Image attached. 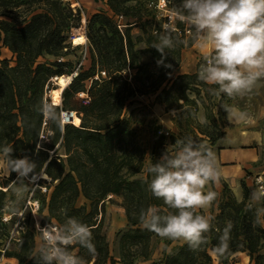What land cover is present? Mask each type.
<instances>
[{"label":"trees","instance_id":"1","mask_svg":"<svg viewBox=\"0 0 264 264\" xmlns=\"http://www.w3.org/2000/svg\"><path fill=\"white\" fill-rule=\"evenodd\" d=\"M40 1L45 2L43 11L32 12L18 22L10 14L21 3L0 0V144L12 145L13 156H29L38 163L36 174L25 184L31 181L36 186L31 199L40 202L37 220L30 210L27 228L12 240L13 249H5L4 254L18 264H37V225L60 224L75 216L90 227L95 245L94 252L70 246L85 264H214L215 256L229 258L237 253H246L251 263L264 264V227L253 223L255 214L249 207L252 202L245 182L242 200L226 182L224 192L211 182L217 195L206 213L213 220L205 242L198 248L182 239L163 237L161 255L153 259L152 238L159 235L143 227L138 219L141 207L170 209L147 187L148 165L159 160L168 142L159 132L151 105L137 96L155 95L167 109H181L178 131L169 136V144L191 137L212 149L225 134L229 97L215 94L212 89L217 85L198 79L202 62L197 63L194 72H179L183 49L198 39L192 26L180 19L171 23L167 17L159 19L146 2L125 5L129 0H108L113 14L101 11L87 17L90 67L80 65L73 75L63 69L68 64L63 58L70 47L69 33L81 20L80 11L75 13L64 0ZM179 2L175 0L170 5L177 14ZM129 14L135 20L121 23L119 16ZM166 22L177 42L163 55L153 44ZM134 28L139 32L132 33ZM5 48L11 52L10 58L3 56ZM46 55L54 59L40 60ZM132 68L137 69L135 78L132 73L125 74ZM62 74L72 78L60 95L51 94L54 101L48 106L58 114L56 122L40 108L47 105L44 94L51 79ZM81 93L88 98L75 105ZM135 103L140 105L131 108ZM200 106L207 110L204 122L196 119ZM66 110H73L74 122L62 121L61 112L65 114ZM59 149L63 152H57ZM11 175L17 177L15 172ZM12 186L0 184V223ZM110 195L122 199L127 219V228L119 236L117 256L111 253L102 232V218L98 217L99 206ZM82 196L87 202L79 206L77 201ZM229 224L226 243L221 248L220 237ZM174 241L178 244L169 249Z\"/></svg>","mask_w":264,"mask_h":264},{"label":"clouds","instance_id":"2","mask_svg":"<svg viewBox=\"0 0 264 264\" xmlns=\"http://www.w3.org/2000/svg\"><path fill=\"white\" fill-rule=\"evenodd\" d=\"M177 7L179 19L192 26L196 37H202L213 50L200 65L198 79L217 85L212 89L217 95L232 97L250 91L264 76V0H180ZM172 32L165 25L153 44L163 55L177 42ZM40 110L59 122L58 114L48 105H42ZM226 112L230 120L246 115L231 107ZM13 152L12 145L0 144V163L8 174H17L16 180L23 187L36 174L38 163L29 156H13ZM147 172L151 194L162 199L170 210L155 205L141 207L139 222L161 237L183 239L192 248L200 247L213 217L198 210L207 209L215 200L216 192L206 190V186L220 175L214 152L186 137L167 145L159 160L148 165ZM250 200L254 225L264 227V186L256 188ZM230 227L229 224L223 230L221 248ZM37 228L41 236L37 264H85L71 245L95 251L90 227L75 216L60 224H38Z\"/></svg>","mask_w":264,"mask_h":264},{"label":"rangeland","instance_id":"3","mask_svg":"<svg viewBox=\"0 0 264 264\" xmlns=\"http://www.w3.org/2000/svg\"><path fill=\"white\" fill-rule=\"evenodd\" d=\"M16 1L20 2L21 4L19 7H15L14 9H12V14L10 15L15 21L18 22L21 21L24 17H29L32 12L43 11L46 7L45 2L40 0ZM69 1L72 2L74 0ZM79 1L81 5V10H79L81 19L85 17L86 23L87 17H90L93 13L102 11L106 12L109 15L113 14V11L110 9L108 0ZM140 1L146 2L149 8H154L159 19L165 17L161 15V12L158 9L150 5L152 0H129L125 3V5H135ZM174 2L175 0H172L171 5H173ZM132 12V10H129L130 14ZM130 14L128 16H119L121 23L124 24L128 21L135 20V18ZM176 19H179V17L175 16L172 22H175L174 20ZM84 31L86 34V25L83 24L82 20H80L78 24L73 26L71 32L69 33L68 41L70 42V47L68 48V53L63 58L68 62V64H66L63 69L65 70V72L72 71L71 74L73 75L77 73L76 68L80 65H83L85 69H88L90 67L91 53L89 49L91 48V45L89 43V40H87L86 42V37L83 35ZM138 32V28L132 29V33L136 34ZM186 32L191 33L190 30H187ZM212 51L213 50L210 46L205 45L202 37L198 38L193 46L183 49L179 72H194L197 63H204L205 58L211 55ZM3 56L10 58L11 52L5 48L3 49ZM46 59L52 60L54 59V57L46 55L44 58H40V60L42 61ZM131 73L133 74V78H135L137 69L132 68L131 70L125 72V74L128 76H131ZM86 83L87 85L90 84L89 81H87ZM58 89L59 86L54 80L51 79L50 88L47 89L44 94V103H47V105L48 103L52 104L53 98L50 95H59ZM78 97L80 98L79 100H73L75 105L81 103V100H86L88 98V95L86 93H83L82 95L79 94ZM137 98L143 100L144 103L151 105L152 111L155 117L158 119V123L160 125L159 132L166 136V142H168L169 145V136L172 134V132L178 131L177 118L178 113L181 111V109H167L164 104L157 101L155 95L149 97L139 95L137 96ZM229 99L230 101L227 105L228 107H235L239 111L244 112L246 115L243 119L236 120L234 118L231 122L227 116V112L225 113L226 123L223 127L225 133H228L231 137H233L230 138L231 142L235 139V136H240L241 139L239 145L229 143L225 147H220L216 143V145L212 147L211 150L215 154L216 161L220 169V175L214 182V185L219 191L223 192L226 190L224 182L228 184V187L231 188L232 191L233 187L237 186V188H239L238 192L235 193L233 191V193L234 195H236V198L238 200H242L244 197L242 182L246 183L249 196H251V193L256 188H258L256 179L260 175H263L264 177V76L260 77L256 81L250 91L241 95L229 97ZM61 101L62 98L60 99V102ZM139 105V103H135L131 108ZM216 111L217 108L215 109V112ZM75 112L77 113V111ZM206 113L207 110H205L203 106H200L199 110L196 112V119L200 122H204ZM237 148L242 149V151L245 153L244 158L242 160L230 159V155L232 153H235V151H237ZM57 152L62 153L63 151L59 149ZM51 153L53 154L52 151ZM227 157L229 158V160H227ZM16 179L17 177H12L11 174H8L6 171H4V165L0 163V184L13 185L7 193V206L3 211L2 223H0V264H18V261L15 258L6 256L4 254L5 251L3 252V250L7 248L13 249L14 244L12 241L10 242V245L6 247L11 235L13 233H16L17 229H19L21 232L27 228L28 213L31 210L27 204V201L31 198L36 187L35 185H33V183H31V181L29 182V184L24 183L23 187H21ZM43 189L44 188L41 189L42 192L44 191ZM206 190L213 191V185L211 182L206 186ZM24 201L25 204L23 205ZM85 202H87V200L82 196L78 199L77 205H83ZM121 203L122 199L120 197L110 195L105 199L103 206H99L98 208L101 211V213L98 214V217L99 219L102 218V232L106 235V238L110 245L111 253L116 256L118 253L120 233L127 228L126 214ZM210 205L207 207V209L203 210L208 211L210 209ZM30 213L32 214V211H30ZM5 217L8 220H5ZM37 240L38 249L39 244L41 243L40 235L37 236ZM176 244H178V242L174 241L172 244H170L169 249H171ZM152 245L154 247L153 259H158L165 246L163 237H153ZM214 264L254 263L250 262V258L247 257L246 253H237L230 256L229 258H220L215 256Z\"/></svg>","mask_w":264,"mask_h":264},{"label":"built area","instance_id":"4","mask_svg":"<svg viewBox=\"0 0 264 264\" xmlns=\"http://www.w3.org/2000/svg\"><path fill=\"white\" fill-rule=\"evenodd\" d=\"M66 2H69L71 8L73 9V11L75 13L78 12L79 10H81V5H80V1L79 0H74L72 2L69 1V0H66ZM171 3H172V0H152L150 5L154 6L156 9H158L161 12V15H163V16H165V17H167L169 19L168 23L169 22L171 23L175 16L179 17V14H177V13H175V12H173L171 10V8H170ZM81 20H82L83 24L86 25V18L83 17ZM168 23L167 22L164 23V26L165 25L169 26ZM83 35L86 37V42H87L88 38H87V36L85 34V31H84ZM102 74H105V72L102 71ZM256 184L258 185V187L264 186V177H263V175H260L256 179ZM44 190H45V188H44ZM27 202H28L27 203L28 206L30 207V209L32 211V215H33L34 219L37 220L36 213L38 211L39 204H40L39 200L30 198ZM5 220H8V219L5 217ZM19 236H20V230L17 229L16 233H13L11 235L6 247H8L10 245V242L12 240L18 239ZM4 251H5V249L3 250V252Z\"/></svg>","mask_w":264,"mask_h":264},{"label":"crops","instance_id":"5","mask_svg":"<svg viewBox=\"0 0 264 264\" xmlns=\"http://www.w3.org/2000/svg\"><path fill=\"white\" fill-rule=\"evenodd\" d=\"M233 109H236L238 110L237 108L233 107ZM228 116V114H227ZM234 119V118H233ZM233 119H229L231 122L233 121ZM230 138H233L231 137L228 133H225L217 142V145L220 146V147H225L227 146L229 143L231 144H236V145H239L240 144V139L241 137L240 136H235L234 140L231 142L230 141ZM245 156V153L242 151V149H238L237 148V151H235V153H232L230 155V159H234V160H242ZM227 160H229V158L227 157ZM239 189V188H238ZM242 196V194H241Z\"/></svg>","mask_w":264,"mask_h":264},{"label":"bare ground","instance_id":"6","mask_svg":"<svg viewBox=\"0 0 264 264\" xmlns=\"http://www.w3.org/2000/svg\"><path fill=\"white\" fill-rule=\"evenodd\" d=\"M74 36V35H73ZM74 39V38H73ZM73 39H72V42H73ZM75 45V44H74ZM71 78H72V76L71 75H66V74H62V75H55L54 77H53V80L56 82V84L59 86V89H58V94L60 95L61 94V92L63 91V89L67 86V84L70 82V80H71ZM50 92H51V90H50ZM83 93H81V95H82ZM51 96V95H50ZM63 118H65L64 119V123H66V122H69V120H67L66 119V113L64 114L63 113ZM75 115L73 114V120H71L70 122L72 123V122H74L75 121ZM63 121V120H62ZM43 177H45V178H48V176L46 175V174H43L42 175ZM233 191L235 192V193H237L238 192V188H237V186H234L233 187ZM247 257H249L248 255H247Z\"/></svg>","mask_w":264,"mask_h":264},{"label":"water","instance_id":"7","mask_svg":"<svg viewBox=\"0 0 264 264\" xmlns=\"http://www.w3.org/2000/svg\"><path fill=\"white\" fill-rule=\"evenodd\" d=\"M61 119H65L63 118V112H61ZM66 119L69 120V123H71L70 121L73 120V110H66Z\"/></svg>","mask_w":264,"mask_h":264}]
</instances>
